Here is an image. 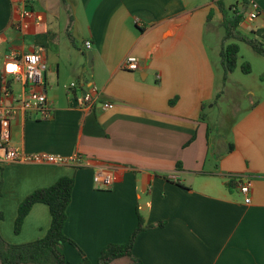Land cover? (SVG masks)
Returning a JSON list of instances; mask_svg holds the SVG:
<instances>
[{
	"label": "crops",
	"instance_id": "0c3cea01",
	"mask_svg": "<svg viewBox=\"0 0 264 264\" xmlns=\"http://www.w3.org/2000/svg\"><path fill=\"white\" fill-rule=\"evenodd\" d=\"M218 1L35 0L24 28L17 0H0V71L9 58L38 53L53 108L49 120L17 111L8 145L82 162L0 165L3 240L42 239L51 222L48 207L34 204L16 232L19 205L69 177L63 232L76 248L61 247L69 264H83L79 251L98 264L108 245L126 246L139 218L143 229L131 253L141 264H264V95L225 137L212 113L226 82L220 85L205 34L208 23L222 24ZM223 1L230 7L245 0ZM246 2L238 31L259 38L264 0ZM127 56L138 59L137 71L123 68ZM6 83L20 95V82L7 76ZM71 83L77 88H64ZM93 85L99 103L111 109L76 108L75 99ZM102 164L114 170L107 191L93 183ZM238 176L249 179V204L237 187L229 188Z\"/></svg>",
	"mask_w": 264,
	"mask_h": 264
},
{
	"label": "trees",
	"instance_id": "16d2710c",
	"mask_svg": "<svg viewBox=\"0 0 264 264\" xmlns=\"http://www.w3.org/2000/svg\"><path fill=\"white\" fill-rule=\"evenodd\" d=\"M245 1L236 2L227 7L223 0H219V6L223 20L222 25L225 29L224 39H234L246 43L256 54L264 56V43L258 42L253 37L241 34L238 27L244 19L248 4ZM64 2V0H62ZM264 42V31L255 32ZM239 47L237 44H229L220 52L221 65L224 69V77L235 71L237 68ZM241 71L245 74L250 73V66L242 64ZM73 178L62 177L52 186L34 191L19 205L17 217L15 220V231L17 232L25 217L34 204H44L48 207L51 222L46 235L39 240L14 245L7 243L0 235V264H69L61 252L63 244L67 243L75 247V244L69 240L63 232L66 221V209L71 199L73 188ZM239 183L237 178H231L229 188L234 190ZM3 220V214L0 212V221ZM143 229L142 221L139 218L138 226L133 232L129 243L126 246L108 245L103 249L98 258V264H110L112 261L129 258L132 264H141L140 261L132 256L131 248L136 235ZM83 264H90L88 259L79 251Z\"/></svg>",
	"mask_w": 264,
	"mask_h": 264
},
{
	"label": "built area",
	"instance_id": "2783aa9c",
	"mask_svg": "<svg viewBox=\"0 0 264 264\" xmlns=\"http://www.w3.org/2000/svg\"><path fill=\"white\" fill-rule=\"evenodd\" d=\"M35 0H17V13L25 28L24 20L32 18L31 6ZM84 49L90 50L91 43L84 42ZM123 68L130 72L139 69L138 59L127 56ZM47 65L38 53L23 54L18 57L9 58L0 71V165L7 164H81L78 159L69 160L62 156L50 154H27L21 150L14 149L8 145L10 133V120L17 111L35 114L41 120H49L53 115L51 102L46 96L44 86V73ZM22 84L20 95L15 96L6 83V77ZM65 89H76L77 84L71 83ZM100 92L96 86H91L88 92L78 96L76 108L80 111L91 110L95 103H99ZM103 110L111 109L112 104L99 103ZM113 168L108 164L97 167L93 183L95 188L102 191L110 190L113 184ZM237 188L244 196L245 204L250 203L251 185L249 179L238 176Z\"/></svg>",
	"mask_w": 264,
	"mask_h": 264
},
{
	"label": "rangeland",
	"instance_id": "374dc122",
	"mask_svg": "<svg viewBox=\"0 0 264 264\" xmlns=\"http://www.w3.org/2000/svg\"><path fill=\"white\" fill-rule=\"evenodd\" d=\"M205 34L210 57L215 61L217 78L220 77V85L222 86L226 82V89L217 98L212 113L213 118H219L218 121L223 126V135L226 137L232 123L264 95V56L256 54L244 42L224 39L225 29L217 21L208 23ZM255 39L262 44L264 43L260 38ZM229 44H237L239 47L237 68L227 76L228 81H224V69L221 65L220 52ZM242 64L250 66V73L245 74L241 71ZM237 83H242L245 90L236 86ZM246 89L252 90L254 95H248ZM234 195L238 196V193L235 191Z\"/></svg>",
	"mask_w": 264,
	"mask_h": 264
},
{
	"label": "water",
	"instance_id": "95a60500",
	"mask_svg": "<svg viewBox=\"0 0 264 264\" xmlns=\"http://www.w3.org/2000/svg\"><path fill=\"white\" fill-rule=\"evenodd\" d=\"M91 60H92V53L91 52H88L87 53V62H88V65L90 66L91 64Z\"/></svg>",
	"mask_w": 264,
	"mask_h": 264
}]
</instances>
